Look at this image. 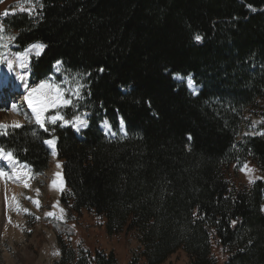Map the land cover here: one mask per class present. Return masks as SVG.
Segmentation results:
<instances>
[{
    "label": "trees",
    "instance_id": "1",
    "mask_svg": "<svg viewBox=\"0 0 264 264\" xmlns=\"http://www.w3.org/2000/svg\"><path fill=\"white\" fill-rule=\"evenodd\" d=\"M37 2L4 20L14 51L46 45L31 58L32 85L49 81L57 62L85 77L61 113L89 115V126L79 135L10 127L0 148L39 177L51 163L44 141L57 137L61 203L103 217L108 236L136 231L147 264L181 250L190 264H216L213 239L224 264H264V136L238 139L247 110L264 115V0ZM175 75L193 76L198 94ZM106 121L116 138L102 131ZM246 161L263 179L232 193L223 168ZM55 224L53 264H119L113 253L74 248L62 237L72 229Z\"/></svg>",
    "mask_w": 264,
    "mask_h": 264
},
{
    "label": "rangeland",
    "instance_id": "2",
    "mask_svg": "<svg viewBox=\"0 0 264 264\" xmlns=\"http://www.w3.org/2000/svg\"><path fill=\"white\" fill-rule=\"evenodd\" d=\"M37 1L38 0H3L0 2V28L3 29L5 36L2 43L7 44V48H0V52L7 53L6 59H12L13 65L16 61L14 56L16 53L14 51L15 45L13 44V40L7 39L8 35H13L5 28L4 20L17 12L30 13L31 10V13H34L37 8ZM21 6L24 8L23 11H21ZM32 55L36 56V51H33L32 54L30 52L27 56L29 68ZM1 67L8 69L6 63H0V71ZM54 68V75L47 83L58 86L64 91L65 98L71 99L73 102L77 98L70 94V89L75 86L77 81L82 84L85 77L65 72L61 64H56ZM9 72L10 75L13 74L14 66L13 70ZM30 75L31 68L27 73V78L23 81V84H25L26 81L28 91L38 86L31 84ZM6 78L5 75H0V81L5 82L3 83L4 86L7 82ZM174 78L179 83L184 82L194 95L198 93L200 88L195 85L192 76H190L189 79V77L175 75ZM52 90L54 91L55 89ZM81 90L82 88L80 89V93ZM7 91L8 90L3 89L2 92H0V124L7 125L8 127H13L14 124H31L40 127V125L36 123L34 113L29 109L28 100L25 99L29 94L23 95L18 99L20 103L15 107L19 111L13 112V106H11L13 104L10 96L6 95ZM67 106L49 108L44 113L45 126L44 128H40L45 130V128L48 129L49 126H61L63 121L59 119L55 124L50 122V118L57 114L62 116L63 120H75V117L69 120L62 115L61 109ZM12 113L18 117V120L15 122L12 121ZM79 117L81 120H85L88 126V117L86 115H80ZM121 122L122 120H120V133L126 135L125 126ZM87 126L81 127L79 131L76 127H73L71 123L63 124L61 127H72L77 133H80V131L86 129ZM101 129L110 138H116L118 136L108 122L101 124ZM261 133H264V115L261 112H255L251 109L247 110L244 113V122L241 126L238 139L240 140L242 137L246 136H264L261 135ZM45 144L51 149L52 156V150L54 149L57 157L55 147L53 148L49 144ZM56 157L55 159L52 157L49 168L41 178L32 176L31 188H26L24 186L22 190L19 189L20 191L14 190V192L18 191V202L22 208L20 210L22 212L12 213V224H15V226H12L13 228L10 227L11 225L7 224L5 219L7 212H3L2 208L5 203V187L9 188V186H12V180L10 178H13V176L11 175L10 177L11 168L7 163L8 161L2 162V159L0 160V170L4 172V175L0 176V264H53L54 261L60 258L55 257L54 254V251L58 249L57 245L59 246L57 231H55V222H61V224L68 225L72 229H70L73 233L72 238L66 234L62 237L64 241L72 244L74 248L82 247L86 250L88 249L92 253L96 250H102L106 254L113 253L119 264H132L133 259L137 260V264H147L146 260L139 256L142 248L138 240L137 232L125 230L120 234L108 236L105 231V219L98 216L95 212L82 210V215L81 213H71L62 204L61 209L64 214L63 220L61 218L62 221L57 220V217H55V222L51 221L53 218H50L47 213L53 210V208H51L53 200L60 198H58V196L56 197V193L49 190L47 187L49 186V180H52L54 176L52 171L55 165H57ZM245 166H247V169H245ZM20 170H22L27 178V167L25 169L20 168ZM223 173L232 193L249 188L257 180L263 179V176L259 173L258 168L252 161L229 164L223 168ZM34 192L38 194V196H36ZM36 197H38L36 201H39V207L33 202ZM212 253L216 264H224L228 257L226 250H224L215 239L212 241ZM164 264H190V258L181 250L171 256Z\"/></svg>",
    "mask_w": 264,
    "mask_h": 264
},
{
    "label": "snow or ice",
    "instance_id": "3",
    "mask_svg": "<svg viewBox=\"0 0 264 264\" xmlns=\"http://www.w3.org/2000/svg\"><path fill=\"white\" fill-rule=\"evenodd\" d=\"M40 6L42 7L43 5H40ZM23 10H24V8H23V6H21V11H23ZM30 14H32L31 10H30ZM6 15H7V13H6ZM4 39H5V36L3 33V29L0 28V48H7V44L2 43V41ZM7 39L8 40H14L15 37L8 35ZM195 39L197 41H199L201 39V37L199 35H197V36H195ZM45 47H46V45L41 44V43L32 44L27 49H25L23 52L15 53L14 54L15 59L20 62V66L23 68L25 66V64L27 63L28 52L35 49L36 55L39 56ZM6 56H7V53L0 52V63H6L9 71H12L13 66H14L13 60L12 59H6ZM59 63L60 62H57V64H59ZM100 71L102 72L103 68H101ZM18 78L21 81L24 80L23 75H21ZM189 79H190V77H189ZM24 87L27 88L28 87L27 84H25ZM83 87H84V85L80 84L77 81L75 86L70 89V94L76 98H80V89ZM52 89H55V90L53 91ZM28 104L32 108V112L35 114L36 123L39 124L41 128H44V126H45L44 113L49 108H55V107L70 105V104H72V100L66 99L64 91L61 90L58 86L51 85L47 82H42L37 87L32 88L29 91ZM73 107H75V105H73ZM12 110L17 111V112L19 111L15 106H13ZM58 119L63 121V124L71 123L73 125V127L77 128L78 131L80 130L81 127L87 126V122L85 120H81L79 116L75 117V120L66 121V120H63L62 116L57 114V115H53L50 118V122L52 124H55ZM63 124L61 126H63ZM7 127H8L7 125L0 124V129H6ZM18 127H21V125H19V124L13 125V128H18ZM45 131H47L46 128H45ZM33 135H35V133H33ZM261 135H264V133H261ZM189 139H190V137H189ZM45 143L49 144L53 148L55 147L54 140H47V141H45ZM0 154H2L3 158L6 160L12 161L14 159L12 156V153L10 151L4 152V150L2 148H0ZM57 167H59V165H57ZM245 169H247V166H245ZM2 175H4V172L2 170H0V176H2ZM250 182H252V181H250ZM25 187H28V185L25 184ZM53 187L54 188L57 187V184L55 181H53ZM60 190H62V188ZM37 193L39 194L38 190H37ZM33 202L36 204L37 207H39V201H33ZM61 211H63V210L61 209ZM47 215L51 217V216H53V213L48 212ZM37 219H38V217H37ZM233 223H235V222H233Z\"/></svg>",
    "mask_w": 264,
    "mask_h": 264
},
{
    "label": "bare ground",
    "instance_id": "4",
    "mask_svg": "<svg viewBox=\"0 0 264 264\" xmlns=\"http://www.w3.org/2000/svg\"><path fill=\"white\" fill-rule=\"evenodd\" d=\"M33 51H36L35 49H33L32 51H30L31 52V54H32V52ZM43 51V50H42ZM30 52H28V54H27V56L29 55V53ZM29 64H28V62L25 64V66L22 68L21 66H20V62L18 61V60H16L15 62H14V72H13V74L12 75H10V72H9V70L8 69H6V68H3V67H1V71H0V75L1 76H3V75H5L7 78V82H6V84H5V86L4 85H2V82L0 81V91H2L3 89L4 90H8L7 92H6V95H9L10 96V98H11V102H12V104L13 105H11V106H17L20 102H19V100L18 99H20V97L21 96H23V95H27V94H29V91L27 90V88H25L24 87V85L26 84V81H25V84H23L24 82V80L27 78V73L29 72ZM21 75H23L24 76V80L23 81H21L18 77H20ZM5 83V82H4ZM26 100H28V97H26L25 98ZM29 109L32 111V108L29 106ZM14 112V111H13ZM35 115V114H34ZM18 120V117L14 114V113H12V121L13 122H15V121H17ZM53 151V159H55V157H56V155H55V152H54V149L52 150ZM2 159V160H1ZM0 160L2 161V162H5V161H8L7 163L10 165V168H11V171H12V175H13V178H14V181H16V179H19V178H21L22 179V181H23V184H27V178H26V176L24 175V173L22 172V170H20V168L21 169H25L26 168V166L25 165H20V164H18L17 162H15L14 160H12V161H9V160H6V159H4L3 158V155L2 154H0ZM14 165H19V166H17V167H15ZM57 165H59V164H57ZM57 165H55V167H54V169H53V172H54V177H55V175H56V180H57V182H61V180H62V176H60V172H59V168L61 169V167H57ZM21 179H20V181H21ZM16 183V184H15ZM19 183V182H18ZM57 184V183H56ZM14 187L13 188H10L11 190L13 189V190H19V188H18V184H17V182H14ZM23 186V185H22ZM20 187H21V185H20ZM18 188V189H17ZM52 188H54V187H52ZM12 190V191H13ZM51 248V247H50ZM49 249V248H48ZM50 250V249H49ZM52 250V249H51ZM45 254V253H44ZM47 258V257H46ZM46 261V260H45Z\"/></svg>",
    "mask_w": 264,
    "mask_h": 264
},
{
    "label": "crops",
    "instance_id": "5",
    "mask_svg": "<svg viewBox=\"0 0 264 264\" xmlns=\"http://www.w3.org/2000/svg\"><path fill=\"white\" fill-rule=\"evenodd\" d=\"M59 170H60L59 171L60 172V176H62L61 169L59 168ZM11 175H12V171L10 170V177H11ZM53 175H54V172H53ZM10 179L12 180V186H9V188L5 187V191H6L5 194H4L5 203H4V205H3L2 208H3V212H7V215L5 217V219L7 221V224L11 225L10 227H12V226H15V224L14 225L12 224L13 223V219L11 218L12 213H21L22 211H20V210L22 208H21V206H20V204L18 202V191L17 192H14V190L12 189L13 190L12 191L10 188H13L15 186L14 185V182H17L18 188L20 190H22L24 188L25 184H23V181H22L21 178L16 179V181H14L12 177ZM20 179H21V181H20ZM53 181H55L57 183V187H55V189L52 188ZM31 182H32V180H29L27 178V185H28V187H26V188H31ZM20 185H21V187H20ZM32 186H33V184H32ZM47 187L49 188V190L54 191V193H56L55 194L56 197L58 196V198H59V196L61 195V193L65 190V183H64L63 180H61L60 183L57 182L56 175H55V177L53 176V179L52 180H49V186H47ZM61 188H62V190H60ZM35 195L38 196V194H36V193H35ZM37 198L38 197L35 198V201L37 200ZM57 200L58 199L53 200V204H51V208H53V210H51V212L53 213V216H51V218L57 217L56 218L57 220H61L64 217V214H63V211H61L62 205L59 204V202ZM2 204H3V202H2ZM81 215H82V212H81ZM74 223H75V221H74ZM57 248L58 249H57V251H54V254H55V257L59 258L61 256V251H60V248H59L58 245H57Z\"/></svg>",
    "mask_w": 264,
    "mask_h": 264
},
{
    "label": "water",
    "instance_id": "6",
    "mask_svg": "<svg viewBox=\"0 0 264 264\" xmlns=\"http://www.w3.org/2000/svg\"><path fill=\"white\" fill-rule=\"evenodd\" d=\"M3 125H4V124H3ZM7 128H8V127H7ZM7 128H6V129H0V130H1V131H6ZM51 140H54V142H55V146L58 144V139H57L56 137L52 138Z\"/></svg>",
    "mask_w": 264,
    "mask_h": 264
}]
</instances>
